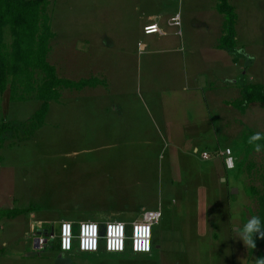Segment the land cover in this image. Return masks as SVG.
I'll use <instances>...</instances> for the list:
<instances>
[{"label":"rangeland","instance_id":"rangeland-1","mask_svg":"<svg viewBox=\"0 0 264 264\" xmlns=\"http://www.w3.org/2000/svg\"><path fill=\"white\" fill-rule=\"evenodd\" d=\"M46 2L47 61L93 82L59 87L36 129L40 100L11 99L10 82L0 90V124H13L0 147V264H255L264 240L246 247L237 229L258 212L250 186L264 189V150L246 149L250 132L264 133V104L241 103L245 85L264 87V0H227L230 44L219 0ZM154 20L165 35L144 32ZM221 42L225 61L212 49ZM155 209L149 253L60 252L57 236L34 245L39 226L57 235L62 219L128 227Z\"/></svg>","mask_w":264,"mask_h":264},{"label":"trees","instance_id":"trees-1","mask_svg":"<svg viewBox=\"0 0 264 264\" xmlns=\"http://www.w3.org/2000/svg\"><path fill=\"white\" fill-rule=\"evenodd\" d=\"M47 5L46 0H0V90L4 91L10 82L11 99H25L34 94L40 100L38 110L30 118L31 129H36L43 123L48 111L47 104L52 99L59 97V87L80 89L93 82L91 78L76 82L69 78H62L56 74L55 66L47 61V54L50 50L48 45H50V39L53 36ZM217 9L226 17L224 21L225 34L221 37L222 41L224 43L228 38L232 41L235 36L233 8L227 0H219ZM6 25L9 26L13 36L11 44L3 41ZM221 46L225 48L226 45L221 42ZM38 71L42 73L39 79L35 76ZM243 95L244 102L241 103L243 108L245 107L244 103L262 102L264 104V87L262 85L258 88L252 84L245 85ZM12 126L13 124L9 121L0 124V147L12 130ZM252 134L254 132H250L248 136ZM259 143L264 145V140ZM246 149L254 150V146L247 144ZM210 153L212 155V152ZM249 191L257 197L259 207L256 216H259L264 222V189L259 192L250 186ZM261 240L264 239L257 236L256 245ZM259 259H264L263 250L257 254L255 264H258Z\"/></svg>","mask_w":264,"mask_h":264},{"label":"built area","instance_id":"built-area-1","mask_svg":"<svg viewBox=\"0 0 264 264\" xmlns=\"http://www.w3.org/2000/svg\"><path fill=\"white\" fill-rule=\"evenodd\" d=\"M171 25H177L178 20L171 16ZM145 33L158 32L164 34L156 22L147 23L143 26ZM199 158L209 159L211 153L202 149L195 151ZM219 155L225 169L230 170L235 165V156L231 149H221ZM161 212L159 209L144 211L142 218L138 221H131L129 226L119 220L99 223L96 220H83L78 222L76 228L71 220L62 219L57 223L58 232L55 235L38 227L34 237V245L37 248H44L57 236L60 252L70 251L73 247L78 252L97 251L101 246L107 253L121 252L127 247L133 253H149L152 250V226L159 220ZM147 243V248L143 245Z\"/></svg>","mask_w":264,"mask_h":264},{"label":"clouds","instance_id":"clouds-1","mask_svg":"<svg viewBox=\"0 0 264 264\" xmlns=\"http://www.w3.org/2000/svg\"><path fill=\"white\" fill-rule=\"evenodd\" d=\"M249 59H255V57H249ZM264 140V133L256 132L248 138V143L254 146L256 152L264 150V145L259 141ZM240 233V240L243 241L246 247H256V237L264 239V222L261 221L259 216H251L247 222L243 225V228H238ZM147 248V247H145ZM258 264H264V259H259Z\"/></svg>","mask_w":264,"mask_h":264},{"label":"crops","instance_id":"crops-1","mask_svg":"<svg viewBox=\"0 0 264 264\" xmlns=\"http://www.w3.org/2000/svg\"><path fill=\"white\" fill-rule=\"evenodd\" d=\"M154 13L152 14V15H148V17H151V19H154L155 17H154ZM169 17H171V16H169ZM167 21L168 20H166V22H165V24L167 23ZM151 22H156L155 20L154 21H150L149 23H151ZM157 23V22H156ZM145 24H147V23H145ZM145 24H143V26L145 25ZM158 24V23H157ZM159 25V24H158ZM160 26V25H159ZM161 27V29L163 30V32H164V34L163 35H165V30H164V27L163 26H160ZM212 49L213 50H215L216 51V54H217V59L218 60H220V59H222L223 61H225L226 59H228V57H230V54H229V52L226 50V48H223V46H220V45H217V47L215 48L214 46H212ZM218 51H220V52H218ZM212 59H214V57H212ZM192 150H193V152H195V151H197V147L196 146H194L193 148H192ZM207 150V149H206ZM227 170V169H226ZM222 177V176H221Z\"/></svg>","mask_w":264,"mask_h":264},{"label":"snow or ice","instance_id":"snow-or-ice-1","mask_svg":"<svg viewBox=\"0 0 264 264\" xmlns=\"http://www.w3.org/2000/svg\"><path fill=\"white\" fill-rule=\"evenodd\" d=\"M144 247H147V243L145 242V244L143 245Z\"/></svg>","mask_w":264,"mask_h":264},{"label":"water","instance_id":"water-1","mask_svg":"<svg viewBox=\"0 0 264 264\" xmlns=\"http://www.w3.org/2000/svg\"><path fill=\"white\" fill-rule=\"evenodd\" d=\"M224 180V178H222ZM234 190H236V188H234ZM64 261H65V258H64Z\"/></svg>","mask_w":264,"mask_h":264}]
</instances>
